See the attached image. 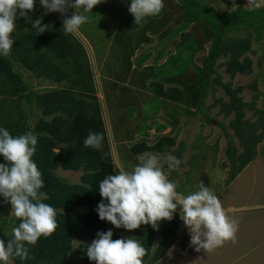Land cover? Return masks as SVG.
Here are the masks:
<instances>
[{
    "label": "trees",
    "instance_id": "obj_1",
    "mask_svg": "<svg viewBox=\"0 0 264 264\" xmlns=\"http://www.w3.org/2000/svg\"><path fill=\"white\" fill-rule=\"evenodd\" d=\"M163 12H167L165 15L169 19L178 14V25L172 27V40L173 35L180 30L193 29L192 32H185L182 39L176 42V52L170 55L169 63H176V68L181 61H192L193 55L198 54L200 50H205V53L200 63L196 61L193 64L194 68L192 72L189 71L187 82L184 79H176L175 74L168 77L163 70L155 74L157 79L150 81L151 85H147L145 81L142 82L143 86L156 92L161 98H170L175 104L182 103L183 109L195 116L205 114L210 120L208 111L216 105L220 107L218 113L227 117L233 116L229 126L234 130V137L231 133H226L230 141L226 149L230 164L226 183L229 184L258 156V145L264 142V107H257V100L261 96L258 78L247 85L233 84L238 73H253L255 60L251 57V52L257 56L256 65L259 68L263 66L264 55L254 44L263 42L264 5L246 7L242 0H236L234 9H219L207 0H164L161 13ZM92 15H96V12L93 11ZM29 16L32 20L43 16V23L49 25L48 31L37 35L36 29L32 28L30 23L17 17L16 29L12 34L15 43L11 54L7 57L0 55V128H6L14 137L29 131L37 136L33 159L44 180V187L40 189V192L44 193L41 202L54 207L58 227L50 237H41L35 246L25 245L29 249L28 259H11L14 264H95L86 253L88 245L97 238V233L111 229L113 239H121L124 238L125 230L100 220L96 211L98 204L103 200L99 194V182L106 176L115 174L119 170L120 162L125 170H130L139 163L136 157L143 153H155L164 157L171 154L178 159L182 158L185 145L182 141L177 143L182 110L175 107L168 112V123L172 125V130L164 133L166 124H160L156 127V136L152 139L148 131L151 124L134 120L138 109L129 100L132 99L130 94L138 95L139 90L134 91L128 85L115 84L113 96L120 95L123 101L115 102L112 98L114 104L111 107L117 105L122 110L119 116L115 112L112 113L114 122H119L123 129L127 127L130 139H133L135 134L138 136L137 132L142 133L135 142H130L129 138L128 142L124 141L125 150L120 146L117 162L112 152L103 107L97 95L94 71L89 62V49L85 42L76 36V33L66 35L63 29L64 20L52 13H46L39 0H36L35 10L30 12ZM84 26L85 23L78 31L80 35L91 40L99 53L98 60L101 61L104 55H100V40L97 35L94 37L95 31L84 30ZM169 29L171 27L167 31ZM192 34L199 36L197 45L188 38ZM107 35L109 36V33ZM185 44H188V47ZM188 50H191V57H185V51ZM160 52L163 54L164 51ZM150 56L151 53L143 57L139 64ZM221 67L228 72V77L219 71ZM180 72V78H185L184 73ZM109 74L119 77L121 71L119 68L111 69ZM32 78L40 83L48 79L60 83L66 81L67 84L40 90L30 81ZM118 81L122 82L120 79ZM165 81L175 82L170 91L165 89ZM217 86L224 88V97L227 99L220 96L213 103L207 104V98L211 92H216ZM246 89L252 92L251 100L245 99ZM124 96L127 100H124ZM248 111H252L251 116H247ZM116 117L119 120H116ZM146 118L147 116L144 119ZM90 131L104 135L100 150L84 147L83 141ZM174 131L175 134H172ZM195 156H187L186 162H191L190 165L186 163L181 169V161L178 171H169L168 178L172 182L175 179L182 182L185 177L196 178L197 186L191 191L183 192L187 195L197 191L201 183L208 188L211 186L206 171L207 176L191 174ZM0 163H6L2 156ZM60 168L72 171L82 169L83 173L78 182H72L59 173ZM182 185L177 184L176 190L182 191ZM218 186L216 185V188ZM215 190L212 189L213 192ZM10 213L11 205L5 203L0 196V239L4 240L5 244L11 239L12 229L20 223ZM180 220V211L177 209L171 221L159 222V230L149 224L129 231L130 238L137 240L146 249L143 264L168 263L167 259L162 258L176 242L177 232L181 228ZM184 251H187L185 239L174 257ZM70 254L74 255L71 263L67 262Z\"/></svg>",
    "mask_w": 264,
    "mask_h": 264
},
{
    "label": "clouds",
    "instance_id": "obj_2",
    "mask_svg": "<svg viewBox=\"0 0 264 264\" xmlns=\"http://www.w3.org/2000/svg\"><path fill=\"white\" fill-rule=\"evenodd\" d=\"M102 2L104 0H40V5L46 13L59 12L66 15L69 9H75L63 21L64 33L68 35L78 31L88 20L86 15L77 10L92 12ZM35 5L36 0H0V55L7 57L11 54L15 43L12 34L16 29L18 16L30 23L37 35L48 31L49 25L43 23V16L35 20L29 16L35 10ZM163 8L164 0H131L128 11L134 17L135 25H141L147 18L158 16ZM56 84L54 87L67 83L64 81ZM39 87L44 85L40 84ZM136 137L135 134L134 139L128 138L132 142ZM103 140L102 133L90 131L83 145L85 148L100 150ZM37 142V136L31 131L14 137L6 128H0V156L6 161L0 163V196L5 203L11 205L10 214L20 221L12 229V236L7 244L0 239L2 264H9L10 259L15 257L28 259L29 249L25 245L35 246L41 237H50L58 227L54 207L41 202L44 193L40 189L44 187V180L33 159ZM229 142L228 139L227 147ZM157 155L159 154L138 155L136 159L139 163L130 170H125L118 164L119 170L115 174H110L99 182V194L103 200L96 211L100 220L128 231L149 224L159 230V222L171 221L179 209L180 218L190 233V244L197 252L203 249L210 253L227 241L234 242L236 222L223 207L221 195L203 183L191 194H179L174 181L168 178L170 172L165 173L163 167H168L169 171H178L181 160L167 154L161 162ZM61 170L64 169L60 168L59 172ZM76 171H81L80 176L83 173L82 169ZM232 182L226 185L229 186ZM145 255L146 249L137 240L113 239L111 229L98 232L97 238L88 245L86 253L95 264H143Z\"/></svg>",
    "mask_w": 264,
    "mask_h": 264
},
{
    "label": "rangeland",
    "instance_id": "obj_3",
    "mask_svg": "<svg viewBox=\"0 0 264 264\" xmlns=\"http://www.w3.org/2000/svg\"><path fill=\"white\" fill-rule=\"evenodd\" d=\"M246 7H253L258 5H264V0H242ZM210 4L215 5L219 9L231 8L234 9L236 6V0H207ZM84 15V13H83ZM89 20V19H88ZM87 20V21H88ZM100 17L90 19L88 23H85L83 27L84 30L89 32L95 31L94 37L100 40L99 42V51L103 52L106 48V44L109 41V36L107 32L100 26ZM80 37L88 47V56L89 62L92 66V69L95 73L94 81L96 83V89L98 91V97L100 99V104L103 107L104 117H109L110 113L106 112V108L112 104L113 101L109 100L112 97L114 89V85H128L130 88L134 86L132 89L134 91L139 90L138 95L130 94L132 97L129 100L132 105L136 106L138 112L134 114V120L138 123H143L146 121L147 124H151V128L148 131L151 133L150 138H154L156 136V127L160 124H166V128L163 131L164 133H168L172 130V125L169 122V116L167 117L168 112L174 109L171 105L166 106L162 102V98L157 95L156 92L150 91L145 86H140L134 83L124 82H115L111 83L112 80H109V72L111 69L116 68L117 66L113 65L110 61H106V59H102L101 61L98 58H92L90 54H93V51L98 54L91 40L85 38L80 35L78 32L75 34ZM188 38L195 45L199 42V36L192 34ZM261 44L255 43L254 47L260 51L261 54L264 55V38ZM189 43V42H188ZM85 46V47H86ZM188 47V44H185ZM191 47V45L189 46ZM93 49V51H92ZM187 52L185 57H191V50L185 51ZM203 49L199 51L198 54L193 55V60L189 61L187 58L186 61H181L179 66L173 68L170 66L167 70L166 74H175L181 75L182 71L184 73V81L187 82L189 71L192 72L194 68V63L201 62V57L204 56ZM253 60H255L253 73L242 74L238 73L233 80L234 85H247L253 79L258 78V84L261 89V96L257 100V107H264V62L261 68L256 65L257 56L250 53ZM196 57V60H195ZM222 61V59L220 60ZM187 63L189 65H187ZM109 68V69H108ZM108 69V70H107ZM189 69V70H188ZM117 70V69H115ZM180 73H179V72ZM219 71L225 76L228 77V72L225 71L223 67L219 69ZM158 79L162 80V78ZM37 89L43 90L47 87L57 86L56 82H51L46 79L44 81L36 80L32 78L30 80ZM32 84V85H33ZM42 84L44 87H39ZM166 86L172 85L170 82L164 83ZM131 85V86H130ZM39 87V88H38ZM185 88V86H182ZM137 89V90H135ZM245 99H252V92L249 89H246ZM133 95V96H132ZM220 96H225V90L223 87H217L216 92H211L209 97L206 100L207 104H211L214 100ZM115 102L119 100L122 102L123 97L120 98V95L114 96ZM141 97V100H139ZM225 98V97H224ZM227 99V98H225ZM124 100H127L124 96ZM117 104V103H115ZM220 107L216 105L208 114L210 115V120L201 114H193L188 113L185 109H183L180 118V128L178 130V140L177 143H184V154L181 161H183L182 168L187 163L188 165L191 162H186L188 157L195 156V161L193 162L194 169H192L191 174L195 176H208L211 180V186L209 189H216L215 193H219L221 195L220 201L222 202L223 207L225 208L229 217L236 222V235L235 241H227L223 246L214 249L212 252L207 253L205 250H201L197 252L195 247L190 244V233L188 229L185 227L182 220L181 229L177 232V239L175 244L169 250V252L162 258L167 259L168 263L166 264H264V142H261L258 145L259 155L253 161H251L245 168L238 174L236 179L232 182L231 185H226V177L228 176V172L230 170V164L226 154V148L228 144V137L226 133L234 134V130L229 123L233 118L232 115L224 116L223 114L218 113ZM114 112L119 116L122 113V110L118 109V106L115 105L113 108ZM247 116L252 115V111L247 112ZM207 114V115H208ZM145 116H147L146 119ZM113 120V118H111ZM190 119V120H189ZM106 120V118H105ZM116 120H119L116 117ZM189 120V121H188ZM187 122V123H186ZM222 122V124H221ZM110 123V121H109ZM117 131L120 137H124L127 133V127L125 129L121 128L120 123L117 122ZM114 126L110 131V135L113 134ZM177 131V129H176ZM138 136L135 138L139 139L142 133L137 132ZM140 134V135H139ZM175 134V131L172 132ZM114 139H118L114 137ZM193 139V142L191 140ZM135 140H131L135 142ZM238 142V140L235 138ZM111 141V140H110ZM126 142H128L126 140ZM112 143V151L114 152L115 160L119 161L120 150L117 143ZM242 148L240 147V150ZM198 153V154H196ZM153 154V153H152ZM156 155V154H155ZM160 157L161 162H163L164 156L157 155ZM188 156V157H187ZM165 173L169 172L168 167H163ZM206 171V172H205ZM61 175L68 177L72 182H78L81 171H72V170H61L59 172ZM195 178V177H194ZM174 183L177 184L182 183V191L179 194L191 191L197 186L196 178L185 177L182 182L179 179H175ZM216 185L219 187L216 188ZM184 195V194H181ZM186 196V195H184ZM81 209H79L80 211ZM131 233L128 230L123 231L124 238H130ZM183 239H185V244L187 247V251L181 252L177 257H174L177 252L180 244ZM74 259V255H69L68 262L71 263ZM9 264H14L13 260L10 259Z\"/></svg>",
    "mask_w": 264,
    "mask_h": 264
},
{
    "label": "crops",
    "instance_id": "obj_4",
    "mask_svg": "<svg viewBox=\"0 0 264 264\" xmlns=\"http://www.w3.org/2000/svg\"><path fill=\"white\" fill-rule=\"evenodd\" d=\"M130 3L131 0H104V2L95 6L92 12H84L83 9H79L78 11L84 13L88 17V21H90V19L100 17V26L107 33H109V41L106 44L105 50L101 52L100 55H104V59H106V61H110L113 65L117 66L114 70L119 68L121 71V75L119 77L109 74L108 79L112 80L111 83L118 82L120 79L122 82L126 81L128 83H134L138 85V88L143 86L142 82L145 81L147 85H151L152 82L150 81L157 79L155 76L156 73L164 70L166 74V70H168L170 66L175 68L174 65H176V63H169V57L171 54L176 52V42L182 39L185 32H192L193 29L186 28L184 30H180L178 33L173 35L174 39L172 40V27H176L178 25H176L178 14L169 19V17L165 15L167 12L160 13L155 17L147 18L146 22H143L141 25H135L134 17L128 11ZM74 11L75 9H71L66 15L54 12L52 15L64 20L67 16H71ZM93 11L96 12V15L94 16L92 15ZM170 27L171 29L167 31ZM76 32L80 34L79 31ZM201 32L203 33L204 30L202 29ZM208 47L209 46L207 45L206 48L208 49ZM160 51H164L163 54H161ZM203 51L205 52V50ZM149 53H151V56L139 64L142 58L146 57ZM90 56L92 58H99V53L96 54L93 51V54H90ZM166 75L169 77L170 74ZM176 79L182 80L183 78H180V75H178ZM164 83H167V81ZM171 84L172 85L170 86H166V84H164L167 91H170V88L175 85V82ZM131 87L133 88L134 86ZM112 98L115 99L116 97L112 94V97H110L109 100L113 101ZM162 102L166 106H170L171 103L174 108L180 107V110H183L182 103L175 104V102L170 98L164 97L162 98ZM113 104L114 103L112 102L111 105ZM111 105L106 108V112L110 113V116L105 117L110 136L109 140L117 143L119 149L121 146L125 150V145H122V143L127 140L128 134L126 133L127 137H120L118 135L117 124L114 122V118L112 117L114 110ZM111 118H113V120ZM113 126L116 130H114L113 134L110 135V131ZM114 137L118 139H114ZM191 142H193V139ZM119 164L124 168L121 162Z\"/></svg>",
    "mask_w": 264,
    "mask_h": 264
}]
</instances>
